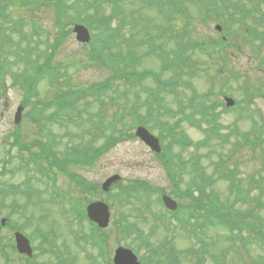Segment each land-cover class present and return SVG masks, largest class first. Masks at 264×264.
<instances>
[{
    "label": "rangeland",
    "instance_id": "374dc122",
    "mask_svg": "<svg viewBox=\"0 0 264 264\" xmlns=\"http://www.w3.org/2000/svg\"><path fill=\"white\" fill-rule=\"evenodd\" d=\"M6 1L0 0V199L7 206L2 207L0 220L7 217L9 223L1 231L0 264H60V260L51 253L57 252L55 243L69 244L65 254L73 259L66 264H110L106 261L109 256L112 257L116 247L135 245L139 240L142 245L143 240L151 244H168L164 245L163 253H173L183 264H213V255L223 256L224 249L225 254L230 250L226 256L230 264H258L264 243L242 246L229 242L223 228L210 223L200 227L204 215L202 211L197 216H194L191 208L181 211L185 218V213L191 216L187 222L189 227L171 218L169 224L159 226L149 220L153 214L167 212L158 199L161 190L176 193V188L184 192L195 180L201 184L203 178L211 176L214 182L210 189L221 196L222 201L229 203L233 193L226 177L228 173L235 172L245 188L254 186L259 179L264 183V152L257 153L246 146L231 155L227 166L217 168L222 157L233 150V145L231 142L222 143L215 135L208 138L210 135L205 130L212 125H216L221 134L238 129L233 134L235 139L252 128V118L247 117V112L226 109L221 104L225 102L222 91L241 101L244 97L251 98L244 99L241 105L249 107L247 110L254 111L258 118L259 115L264 117L263 86L259 82L261 73H264V55L261 58L257 54L264 50V39L258 36L264 33V22L262 28H253L251 32L246 31L239 22L233 24V31H227L222 23L223 32H227L225 36L215 29V16L209 15L210 20L207 19L205 23L189 19L194 38L219 36L222 48L213 57L192 49L190 52L194 57L192 64L195 63V71L185 69L180 83L171 85L168 90H160L150 77L140 81H115L113 91L109 89L101 95L81 97L56 114L59 109L52 103L55 97L88 89L106 80L109 70L95 57L92 44L80 43L73 31L67 32L52 53L51 71L35 78L33 89L26 91L17 81L23 75L33 73L26 51L29 50L32 60L39 63L45 61L58 37V16L54 12L53 0H30L29 3L28 0ZM16 1L20 5H16ZM159 1L164 6H172L174 2ZM239 1L243 5L242 11L229 7L230 3L241 6L237 1L227 3L226 11H233L234 16L250 25L257 15L256 9L252 4L242 3L244 0ZM113 8L126 16L127 23L125 28H120L118 37L129 42L137 53L141 51L145 55L137 62V69L160 72L159 57L156 53H147L148 48L139 41L143 35L149 34L151 28L156 29L161 24L170 27L166 16L164 21L153 7L142 5L140 0H109L102 4L101 9L96 5L88 7L86 16L97 18V14H108ZM189 8L192 16L199 18L203 14L202 8L194 1L189 2ZM132 18L138 22L135 34L130 32L132 25L127 27ZM118 24L117 18L112 25ZM71 27H66V31ZM91 34L93 40L104 39L98 30L91 31ZM3 37L7 40H3ZM6 42H9L8 46H5ZM174 44L170 38L165 48L169 49ZM17 48L22 55L15 50ZM9 51L12 53L8 54ZM5 57L13 67L4 66ZM171 75V71L162 72L164 78ZM192 87L201 95V98H195L196 101L210 109L194 114V119L189 121L186 116L192 112L188 103L189 98L193 97ZM150 88H155V93L162 96L155 104L160 108L161 119L169 120L172 124L178 121V135L183 134L189 141L184 143L177 140L170 146V154L161 157L137 137H125L134 134L136 124L145 116L147 102L151 99L147 92ZM254 90L258 94L253 96ZM26 99L28 101L24 104ZM19 105L24 110L23 118L17 125L14 117ZM55 114V118H52ZM113 132L121 138L120 141L104 148ZM152 132L159 134L156 128ZM49 149L55 151L59 158H64L61 162L63 171L57 172L54 182L62 192L58 198L51 192L54 191L53 186L50 191L49 180L37 172V168L41 167L55 173L48 158L44 157L46 152L51 154ZM87 150L96 153L93 161L85 166L68 163L76 151L83 153ZM168 157L175 175L169 176L166 170L165 159ZM196 158L198 164L195 163ZM113 174H119L120 181L108 192H103L101 184ZM82 180L89 185L99 186L93 191V201L102 200L110 205L112 221L110 227L103 231L105 246L102 250L97 248L94 251L95 245L85 241L94 229L85 219L75 216L74 205L83 208L86 197L80 185ZM26 184L32 187V193L27 192ZM16 187L20 191L17 192ZM252 193L253 196L257 195L256 192ZM180 201L186 206L190 205L187 197H180ZM261 214L264 216V211ZM15 229H22L32 237L38 250L33 260L28 262L16 252ZM69 232L83 235L84 243L77 245ZM144 252L145 249L140 250V253ZM63 259L68 260L67 257Z\"/></svg>",
    "mask_w": 264,
    "mask_h": 264
},
{
    "label": "trees",
    "instance_id": "16d2710c",
    "mask_svg": "<svg viewBox=\"0 0 264 264\" xmlns=\"http://www.w3.org/2000/svg\"><path fill=\"white\" fill-rule=\"evenodd\" d=\"M29 1L30 0H28V3ZM108 1L109 0H94V2L89 3L85 0H53L52 2L54 6V12L58 16L57 21L59 27L58 37L52 46L51 52L47 53L45 61L39 63V61H34L30 58L29 50L26 51L27 57L29 59L28 64L31 65L33 73L25 74L17 81H19L26 91L29 92V90L33 89L35 78L38 79L41 74L51 71L50 60L53 51L60 41L64 39L66 33L71 32V29L66 31V27L71 26L75 22L85 23L88 24L93 30L97 29L104 36V39L95 40L91 44L95 57H97L98 60H100L109 70L108 77L106 80L97 82L88 89L71 91L66 95H58L55 97L52 103H54L59 109L56 114H59L60 111H63L68 106H72V104L81 97L101 95L106 93V91L109 89L110 91H113L115 88L113 86L115 81H140L150 77L155 80L158 85V89L162 90V88H164L165 90H168L170 89L171 85L175 86L180 83L181 76L185 73V69L188 71L194 69L195 71V63L192 64L194 57L190 52L192 49L196 48L201 52L203 51L208 57H213L214 54L222 48L220 46V42L215 38H212L210 42L206 43L205 40L194 38L192 36L189 23L191 21L189 19H194L195 16L191 18L193 13L189 8V2L194 0H173L174 2L172 6H164V4L159 0H140L142 5L150 8L153 7L158 15H160L163 19L166 16L167 22H170V27L168 28L166 24H161L158 27H155L156 29L151 28L149 34L143 35L139 41L140 44H144L146 49L148 48L147 53H156V55L159 57L161 71L155 72L151 69L140 71L137 69L136 64L141 58L145 57V55L142 54L141 51H138L137 53L133 48H131L129 42L118 37V34L121 30L120 28H123L127 23L125 20L126 16L120 12H116L115 8H113L108 14H97V18L86 16V9L88 7L96 5L98 9H101L102 4H105ZM244 1H246V5L252 4L255 7L254 9H256V4H261V0L260 2L259 0ZM7 2L8 0L6 3ZM21 2H23V0H21ZM205 3L206 7L208 8L218 9L219 7L218 0H205ZM15 4L20 5V2L16 1ZM113 4L115 5L116 2H113ZM117 18L119 24L117 26L112 25V23ZM129 25H132L133 27H130L131 34H135L138 28L137 20L133 19L132 22L127 25V27H129ZM172 30H175V34L173 33L172 35L173 38L171 37ZM193 30L194 29L192 28V31ZM261 35L264 37L263 33ZM170 38L173 39L175 44L173 47L166 49L165 45L170 43ZM8 43L9 42H6L5 46H8ZM15 50L19 53V55H22L19 48ZM10 53H12V51L8 52V54ZM257 54H259L262 58V54L264 55V50ZM4 66L13 67L11 64H9V61L6 57L4 58ZM163 71H171L172 75L168 78H164L162 77ZM259 82H262V96H264V73H261ZM155 90V88H150L147 90L151 99L147 102V112L145 116L139 120V123L146 124L151 129H158L163 140L171 137L167 145L169 148L177 140L189 143L183 134L178 135L176 131L178 128L177 126L179 125L178 121L172 124L169 120L161 119L160 108L155 107V104L157 105L162 96H160V94L157 95ZM192 90L193 97L189 98L188 100L192 112L186 116L189 121L194 119V114L201 113L203 111L205 112L206 110L210 109L209 106L202 104V102L196 101L195 98L200 97L201 95L197 93V90L194 87H192ZM222 93L226 92L222 91ZM178 94L179 91L177 90V95ZM257 94V91L254 90L253 96ZM208 95L209 93L206 94V96ZM203 96L204 94H202V97ZM244 99L252 100L249 97H244ZM244 99L243 101L237 99V105L243 106L241 103L244 102ZM27 101L28 99H26L24 104L27 103ZM54 116L55 115H53V117ZM263 129V127H254L252 129L254 132L253 135L248 136V138L253 140L254 143L257 142L256 139L258 138L255 132L259 133V136L261 137V134L263 135L264 133ZM209 131L212 134H210L208 138H212V136L215 135L218 137H223V139L219 138L222 143L230 141V134H226L224 136L219 132L218 128H216V125L210 126ZM111 135L113 136H110L107 139L106 144L108 145H111L121 139L120 137H116V132H113ZM123 137L124 135H122V138ZM125 137L130 138L132 135L130 133ZM87 151L88 153H86ZM87 151H84L83 153H80V151L76 152L72 158L77 159L79 155L84 157L86 155L85 159L87 158L88 160L96 155V153L93 154L91 151ZM232 154H234V152L231 149L228 152V155L222 157V161L217 165V168L223 169L225 166H227L232 159ZM169 167L170 174L175 175L170 165ZM226 177L232 182L230 184V189L231 193L233 192L234 194V200H231L229 203L220 201L212 190L205 191L204 188H206V186L209 185V183H212L214 180L211 176H207L202 179L201 184H199L198 181H195L194 184L191 185L196 188H201L202 192L197 194L192 189L191 192L187 193V196L192 198L188 207L193 208L194 211L198 209H204L203 220L200 223V227L210 223L217 226L218 228H225L228 235L227 239L231 243H235L236 245L241 244L242 246H247L249 243L251 245L259 244L261 242L264 243V240H260V238L264 239V216H262L260 213L261 206L259 202L263 194L259 193L260 195H256V198L252 197L251 188H245L242 180H238V178L234 175V172L228 173ZM242 205H244V207H241ZM181 206L185 208V205L181 204ZM193 213L194 215H199L198 212ZM2 240L3 238L0 234V244H2ZM229 251L225 254L224 249L223 256L213 255V264H230L226 257ZM158 255L159 253L157 249L153 248V255L146 259L147 263L183 264L182 261H180L173 253L170 255V257H164L163 259H160V256L158 257ZM258 264H264V259H261V256Z\"/></svg>",
    "mask_w": 264,
    "mask_h": 264
},
{
    "label": "water",
    "instance_id": "95a60500",
    "mask_svg": "<svg viewBox=\"0 0 264 264\" xmlns=\"http://www.w3.org/2000/svg\"><path fill=\"white\" fill-rule=\"evenodd\" d=\"M75 31L78 34V38L81 41H88L89 40V34L88 30L84 26H76ZM228 103L232 104L233 101L231 99H228ZM22 108H19V111L17 113L16 121L18 122L21 117ZM137 135H139L147 144H149L152 148L156 150H160L159 141L156 139L149 131H147L145 128L140 127L137 131ZM89 215L99 221L101 224L106 225L109 221V213L107 206L95 203L91 204L88 207ZM17 241H18V247L20 251L22 252H28L31 253V248L29 241L21 234H17ZM115 261L117 264H141L138 261L137 256L129 249H123L121 248L117 256L115 257Z\"/></svg>",
    "mask_w": 264,
    "mask_h": 264
}]
</instances>
